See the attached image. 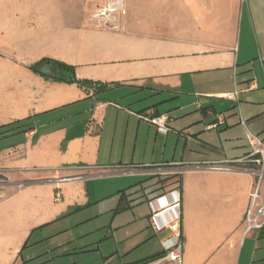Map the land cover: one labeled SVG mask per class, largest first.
I'll return each mask as SVG.
<instances>
[{
    "label": "crops",
    "instance_id": "crops-1",
    "mask_svg": "<svg viewBox=\"0 0 264 264\" xmlns=\"http://www.w3.org/2000/svg\"><path fill=\"white\" fill-rule=\"evenodd\" d=\"M87 1L0 0V168L10 180L0 186V264H30L24 253L33 235L100 202L105 182L118 196L115 213L135 202L150 209L149 237L135 248L153 241L156 251L129 264L165 250L172 230L154 223L169 224L178 199L183 264H264V229L245 233L244 221L257 166L202 167L247 156L248 133L264 139V0H216L233 16L226 29L206 18L165 34L133 5L123 30L96 29ZM45 26L58 28L64 44L53 60L74 66L77 78L118 84L94 93L32 69L37 54L18 44L28 28ZM161 114L169 117L166 134L147 119ZM122 200L127 207L118 210Z\"/></svg>",
    "mask_w": 264,
    "mask_h": 264
},
{
    "label": "rangeland",
    "instance_id": "rangeland-1",
    "mask_svg": "<svg viewBox=\"0 0 264 264\" xmlns=\"http://www.w3.org/2000/svg\"><path fill=\"white\" fill-rule=\"evenodd\" d=\"M97 2L99 0L87 1L88 13ZM192 3V0H188L187 6L181 10L178 0H126L130 14L133 5L138 16L152 23L159 34L180 28V25L189 29L198 28L201 22L205 23L206 18L214 20L221 29H226L233 18L228 6L220 8L216 0H203L196 7ZM32 29L38 30V36L31 39ZM57 29L52 26L28 28V41L18 46L28 56L34 52L37 54L38 60L33 65L41 60L53 59L63 49L64 44L55 35ZM142 180L145 185L156 182L154 178ZM105 185L106 182L99 189L103 196L100 202L76 210L33 235L24 253L30 264H129L133 259L156 251L153 241L135 248V245L149 237V227H146L147 215L150 213L148 203L135 202L132 209L115 213L118 196H109L112 190H104ZM137 185L140 187L141 184ZM135 211L145 214V218H136ZM93 214L98 216L91 218Z\"/></svg>",
    "mask_w": 264,
    "mask_h": 264
},
{
    "label": "built area",
    "instance_id": "built-area-1",
    "mask_svg": "<svg viewBox=\"0 0 264 264\" xmlns=\"http://www.w3.org/2000/svg\"><path fill=\"white\" fill-rule=\"evenodd\" d=\"M128 14L126 0H99L89 13L88 22L92 27L100 30H109L119 32L124 29V20ZM264 59V57H263ZM236 95V94H235ZM228 97H231L228 95ZM150 122L157 125V128L162 133H168L171 128L168 125V115L161 114L147 118ZM216 124L213 125V127ZM252 151L243 158L221 160L217 162H209L203 164L205 169L211 171H234L236 166H245L253 164L257 166L256 174L257 181L253 185L251 192V205L245 214V233L253 230L264 229V197L262 196V182L264 181V139L260 136L248 133L247 135ZM182 165V163H173L168 165ZM126 172H134L133 168H127ZM180 170L179 173H182ZM168 174V172H165ZM80 178V177H77ZM71 178H57L56 182L69 180ZM10 183L5 170L0 168V186H6ZM25 184L19 183L18 187H23ZM62 190L60 187L55 192V200L62 198ZM181 199H178L171 207L178 210L176 217L167 225H159L154 223L157 231H161L166 227L172 230V236L165 242V253L159 258L150 261L147 264H183L184 251H183V232L181 228ZM160 211H156L153 217H156Z\"/></svg>",
    "mask_w": 264,
    "mask_h": 264
},
{
    "label": "trees",
    "instance_id": "trees-1",
    "mask_svg": "<svg viewBox=\"0 0 264 264\" xmlns=\"http://www.w3.org/2000/svg\"><path fill=\"white\" fill-rule=\"evenodd\" d=\"M54 61L57 64V68L60 70V76L55 77L54 75H48L43 72H41L40 67L46 63L47 61ZM32 69L35 71L43 74L46 77H54L56 80H65L68 82H73L77 83L80 87L90 91L92 90L94 93H103L107 90H109L111 87L117 85V82H104L100 80H92V79H87V78H77L75 75V67L69 64H66L64 62L58 61V60H53V59H47V60H41L40 62L34 64L31 66ZM127 207V203L122 200L120 202V206L118 210H124ZM165 253V251L155 254L141 262V264H147L152 260H155L162 256Z\"/></svg>",
    "mask_w": 264,
    "mask_h": 264
},
{
    "label": "water",
    "instance_id": "water-1",
    "mask_svg": "<svg viewBox=\"0 0 264 264\" xmlns=\"http://www.w3.org/2000/svg\"><path fill=\"white\" fill-rule=\"evenodd\" d=\"M41 71L45 74H54L56 77L60 76V70L57 68L56 62L51 60L41 66Z\"/></svg>",
    "mask_w": 264,
    "mask_h": 264
}]
</instances>
